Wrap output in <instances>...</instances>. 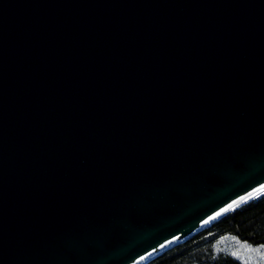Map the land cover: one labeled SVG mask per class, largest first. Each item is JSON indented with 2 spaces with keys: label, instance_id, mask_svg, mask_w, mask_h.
I'll use <instances>...</instances> for the list:
<instances>
[{
  "label": "water",
  "instance_id": "95a60500",
  "mask_svg": "<svg viewBox=\"0 0 264 264\" xmlns=\"http://www.w3.org/2000/svg\"><path fill=\"white\" fill-rule=\"evenodd\" d=\"M263 193L264 0H0V264H146Z\"/></svg>",
  "mask_w": 264,
  "mask_h": 264
},
{
  "label": "trees",
  "instance_id": "16d2710c",
  "mask_svg": "<svg viewBox=\"0 0 264 264\" xmlns=\"http://www.w3.org/2000/svg\"><path fill=\"white\" fill-rule=\"evenodd\" d=\"M264 246V194L229 212L146 264H244L223 249V238Z\"/></svg>",
  "mask_w": 264,
  "mask_h": 264
},
{
  "label": "rangeland",
  "instance_id": "374dc122",
  "mask_svg": "<svg viewBox=\"0 0 264 264\" xmlns=\"http://www.w3.org/2000/svg\"><path fill=\"white\" fill-rule=\"evenodd\" d=\"M220 246L223 249L231 251L244 264H264L263 245L253 246L234 237H226L222 239Z\"/></svg>",
  "mask_w": 264,
  "mask_h": 264
},
{
  "label": "snow or ice",
  "instance_id": "6c2138e0",
  "mask_svg": "<svg viewBox=\"0 0 264 264\" xmlns=\"http://www.w3.org/2000/svg\"><path fill=\"white\" fill-rule=\"evenodd\" d=\"M251 195V194H250ZM232 207V205H229L228 206V208H231ZM228 209H222V211H227ZM217 215H219V213L217 214Z\"/></svg>",
  "mask_w": 264,
  "mask_h": 264
}]
</instances>
